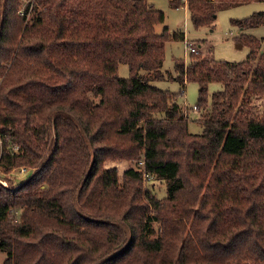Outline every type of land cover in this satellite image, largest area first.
Instances as JSON below:
<instances>
[{
	"label": "trees",
	"instance_id": "1",
	"mask_svg": "<svg viewBox=\"0 0 264 264\" xmlns=\"http://www.w3.org/2000/svg\"><path fill=\"white\" fill-rule=\"evenodd\" d=\"M169 1L200 27L264 0ZM164 20L147 0H0V171L28 170L0 184L3 264H264V37L245 31L264 11L232 20L245 60L175 59L180 93L199 85L201 133L154 83L166 41L185 40ZM107 158L137 163L121 179Z\"/></svg>",
	"mask_w": 264,
	"mask_h": 264
},
{
	"label": "rangeland",
	"instance_id": "2",
	"mask_svg": "<svg viewBox=\"0 0 264 264\" xmlns=\"http://www.w3.org/2000/svg\"><path fill=\"white\" fill-rule=\"evenodd\" d=\"M29 0H23V6ZM34 1V0H32ZM154 4L155 7L161 9L165 13V20L156 25V31L161 33L165 27H168L170 33L185 32V40L180 38H169L165 44V58L162 70L166 72L165 79L156 80L154 83L161 89L170 90L177 93V100L180 104L187 105L190 108L188 113V129L192 133H201L203 131L202 124L197 120L199 113L196 109V104L199 100V85L195 81H188L180 93L181 84L179 81L169 77L170 74L175 75V59L181 58L189 63L191 60V50L187 49L189 42H194L200 47L198 51L213 55L216 59L227 61H243L249 53V48L240 43L235 38L239 34V29L233 23V19H241L248 17L251 14L264 11V1H251L246 3H238L227 5L224 8L218 9L217 17L212 25L196 27L191 19L190 13L185 6L173 7L169 0H147ZM23 10V9H22ZM248 33L262 38L264 37V24L257 27L247 28ZM118 74L121 77L130 76L128 64L121 63ZM222 83L211 82L208 89V101L214 91L221 89ZM260 106V101L256 102ZM261 109V108H259ZM137 161L127 159L107 158L104 166H115L123 178V172L130 166H135ZM19 167H15L12 171L3 173L0 171V184L5 186L18 187L27 177L23 173L18 172ZM144 186L148 187L156 196L162 197L166 193L165 181L157 179L155 176L147 177L144 180ZM159 224H155L158 228ZM7 254L0 249V264H3Z\"/></svg>",
	"mask_w": 264,
	"mask_h": 264
},
{
	"label": "built area",
	"instance_id": "3",
	"mask_svg": "<svg viewBox=\"0 0 264 264\" xmlns=\"http://www.w3.org/2000/svg\"><path fill=\"white\" fill-rule=\"evenodd\" d=\"M198 47H199L198 45H196L194 42L191 41V42L188 43L187 49H190L191 52H198ZM27 171L28 170H27L26 166H21L18 169V172L19 173H23V174H25Z\"/></svg>",
	"mask_w": 264,
	"mask_h": 264
},
{
	"label": "crops",
	"instance_id": "4",
	"mask_svg": "<svg viewBox=\"0 0 264 264\" xmlns=\"http://www.w3.org/2000/svg\"><path fill=\"white\" fill-rule=\"evenodd\" d=\"M186 7V6H185Z\"/></svg>",
	"mask_w": 264,
	"mask_h": 264
}]
</instances>
